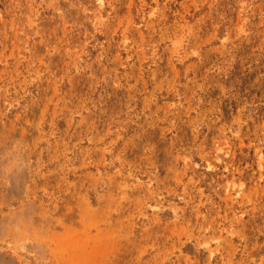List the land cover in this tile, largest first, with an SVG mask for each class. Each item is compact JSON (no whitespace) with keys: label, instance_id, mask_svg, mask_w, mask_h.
<instances>
[{"label":"rangeland","instance_id":"obj_1","mask_svg":"<svg viewBox=\"0 0 264 264\" xmlns=\"http://www.w3.org/2000/svg\"><path fill=\"white\" fill-rule=\"evenodd\" d=\"M0 264H264V0H0Z\"/></svg>","mask_w":264,"mask_h":264}]
</instances>
